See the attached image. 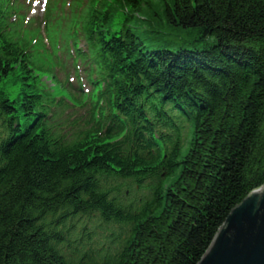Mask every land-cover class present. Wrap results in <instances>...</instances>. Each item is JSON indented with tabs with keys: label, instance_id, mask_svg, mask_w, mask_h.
<instances>
[{
	"label": "trees",
	"instance_id": "16d2710c",
	"mask_svg": "<svg viewBox=\"0 0 264 264\" xmlns=\"http://www.w3.org/2000/svg\"><path fill=\"white\" fill-rule=\"evenodd\" d=\"M8 13L0 0V264H197L264 184V0H78L66 33L47 20L43 50L63 40L90 64L72 132L40 80L57 52L44 66Z\"/></svg>",
	"mask_w": 264,
	"mask_h": 264
},
{
	"label": "water",
	"instance_id": "95a60500",
	"mask_svg": "<svg viewBox=\"0 0 264 264\" xmlns=\"http://www.w3.org/2000/svg\"><path fill=\"white\" fill-rule=\"evenodd\" d=\"M197 264H264V184L230 210Z\"/></svg>",
	"mask_w": 264,
	"mask_h": 264
},
{
	"label": "rangeland",
	"instance_id": "374dc122",
	"mask_svg": "<svg viewBox=\"0 0 264 264\" xmlns=\"http://www.w3.org/2000/svg\"><path fill=\"white\" fill-rule=\"evenodd\" d=\"M35 1V3H34V9H33V11H32V14H39L40 12H41V9H42V5H43V1L44 0H34ZM177 36V37H176ZM169 37H170V39H172V40H174V41H176V40H182V41H189V42H191L192 41V39L195 37V34H186V33H184V32H182V33H171V34H169ZM178 38V39H177Z\"/></svg>",
	"mask_w": 264,
	"mask_h": 264
}]
</instances>
